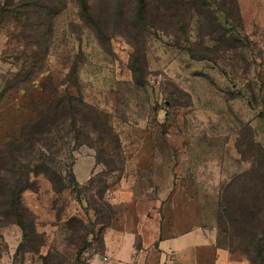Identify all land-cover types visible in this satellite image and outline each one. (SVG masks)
<instances>
[{
  "label": "rangeland",
  "instance_id": "rangeland-1",
  "mask_svg": "<svg viewBox=\"0 0 264 264\" xmlns=\"http://www.w3.org/2000/svg\"><path fill=\"white\" fill-rule=\"evenodd\" d=\"M237 1L250 47L249 73L237 88L212 63L191 59L183 40L177 44L135 20L134 0H66L52 22L41 73L13 88L15 75L32 62L23 41L7 38L16 28L0 26V145L18 135L40 100L50 99L38 86L47 73L60 94L79 92L108 114L120 140L119 154L98 152L107 165L96 164L91 145L69 150V159L62 148L57 165L74 172L89 160L90 177L78 192L59 185L57 193L37 176L23 202L36 217L38 248L28 251L21 229L0 218V264H91L103 254L102 234L114 220L102 225L107 216L98 215L116 212L112 201L123 186L159 208L165 233L199 225L233 259L264 264V0ZM191 29L194 39L195 24ZM72 218L94 239L69 230Z\"/></svg>",
  "mask_w": 264,
  "mask_h": 264
},
{
  "label": "trees",
  "instance_id": "trees-1",
  "mask_svg": "<svg viewBox=\"0 0 264 264\" xmlns=\"http://www.w3.org/2000/svg\"><path fill=\"white\" fill-rule=\"evenodd\" d=\"M65 3L66 0H0V26L12 24L13 29L16 28L17 33L7 32V38L23 41L26 58L32 62L27 71L28 65L20 71L21 74L15 75L12 88L32 82L41 73L39 64L48 55L55 34L52 22L65 8ZM134 4L135 20H143L147 27L175 38L177 44L183 40L187 44L184 49L191 59L215 65L229 78L234 88L242 82L243 75L249 73V62L245 57V51L250 49L249 39L242 33L237 0H134ZM193 24L194 39L191 36ZM240 69L244 71L238 74ZM38 86L51 96L50 99L40 100L34 106V115L20 127L18 135L12 132L8 140L0 145V218L21 229L29 246L28 251L38 248L39 239L36 217L25 206L23 196L27 190L35 191L37 176L46 178L57 193L59 185L62 190L71 188L78 192L81 184L74 172L67 165L63 168L57 165L60 162L58 154L66 151L62 148H67L69 159L71 151L77 147L91 145L97 152L96 164L107 165L99 155L101 158L102 155H117L119 152L115 150L120 147L108 114L86 103L79 92L76 95L60 94L50 73L39 81ZM248 89L254 97L253 88L248 86ZM238 94L242 93L238 91ZM261 115L264 116V113ZM108 162L112 163V160ZM64 169L67 170L65 174ZM65 177L67 186L63 184ZM96 211L98 215L100 210ZM104 216H107V222H99L102 225L112 221L115 212L109 210L108 214L98 215L99 218ZM70 220L69 230L76 232L81 228L84 234L89 233L94 239L92 231L82 221L76 218ZM84 234L76 233V239L83 246L86 242L82 241ZM80 248L77 254L81 252Z\"/></svg>",
  "mask_w": 264,
  "mask_h": 264
},
{
  "label": "crops",
  "instance_id": "crops-1",
  "mask_svg": "<svg viewBox=\"0 0 264 264\" xmlns=\"http://www.w3.org/2000/svg\"><path fill=\"white\" fill-rule=\"evenodd\" d=\"M92 167L89 160L75 165L76 180L85 182ZM119 190L112 201L116 212L104 233L103 254L93 256L91 264H247L217 247L212 233L199 225L165 233L156 205L132 189Z\"/></svg>",
  "mask_w": 264,
  "mask_h": 264
}]
</instances>
